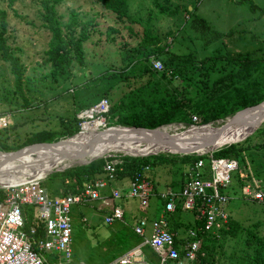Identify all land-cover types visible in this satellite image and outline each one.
Masks as SVG:
<instances>
[{
	"label": "rangeland",
	"instance_id": "1",
	"mask_svg": "<svg viewBox=\"0 0 264 264\" xmlns=\"http://www.w3.org/2000/svg\"><path fill=\"white\" fill-rule=\"evenodd\" d=\"M0 8L7 13V44L23 72L18 90L10 65L0 54V116L11 117L10 125L0 128L2 152L53 146L69 139L64 131L80 126L82 120L77 123L76 118L90 108L85 105L102 98L116 108L109 115L111 126L157 116L178 126V133L189 129L194 117L199 125L220 127L238 111L264 101V0H129L126 18L97 0H61L55 8L64 35L73 20L80 25L89 23L87 33L82 34V63L75 59L69 74H61L57 67V74L54 72L53 36L45 26L44 0H0ZM147 32L158 37V42L149 43ZM156 59L164 63L165 71L153 70ZM247 60L253 62L250 71L242 68ZM199 103L203 107L197 108ZM166 128L176 132L174 127ZM48 142L54 143L39 144ZM229 146L242 148L245 168L264 185V122L246 139L204 152L218 153ZM108 154L131 156L114 149ZM187 155L160 151L139 157L150 163L152 178L163 190L171 184L176 189L182 185L186 171L182 160ZM63 171L40 178L52 195L67 192L72 183L83 186L92 178L59 174ZM95 176L108 179L104 174ZM121 184L127 186L128 179L111 183L117 188ZM110 190L108 186L103 189ZM150 203L148 209H142L136 199H119L117 204L126 215L112 224L105 223L109 207L104 209L100 200L74 205L69 264L117 261L143 240L133 230L136 220L154 219L161 213L162 203L156 197ZM100 205L104 210H98ZM228 210V228L210 240L213 264H264V203L236 196ZM181 219L187 225L193 222V215L182 212Z\"/></svg>",
	"mask_w": 264,
	"mask_h": 264
},
{
	"label": "built area",
	"instance_id": "2",
	"mask_svg": "<svg viewBox=\"0 0 264 264\" xmlns=\"http://www.w3.org/2000/svg\"><path fill=\"white\" fill-rule=\"evenodd\" d=\"M153 70L165 71L164 63L154 60ZM86 111H90L91 116H86ZM110 112L109 100L102 98L77 116L82 122L76 134L83 133L88 122H98V131L118 127L111 126ZM10 123L9 115L0 116V128L8 127ZM198 125V118L194 117L189 129ZM166 126L174 127L175 131L178 129L171 124L158 128L178 133L171 132ZM148 153L144 155L158 152ZM204 154L187 164L179 189L171 184L157 191L149 176L152 166L146 164L135 171L127 191L112 192L111 210L104 218L107 224L125 218L124 208L115 204L119 199H136L142 209L150 207L153 197L162 203L158 217L140 218L134 224V232L143 238V244L129 250L112 264L140 262L143 246H148L158 257L157 264H212L206 245L228 228L230 202L238 196L264 203V185L249 174V167L245 168L238 158L217 157L214 153L202 156ZM130 155L137 157L136 154ZM104 157L107 158L104 175L110 180L115 179L124 156L108 154ZM42 179L0 186V264H69L73 254L72 209L76 204L101 199L107 183L101 176H94L78 192L52 195L42 185ZM182 212H191L193 222L181 231L175 229V223L181 221Z\"/></svg>",
	"mask_w": 264,
	"mask_h": 264
},
{
	"label": "bare ground",
	"instance_id": "3",
	"mask_svg": "<svg viewBox=\"0 0 264 264\" xmlns=\"http://www.w3.org/2000/svg\"><path fill=\"white\" fill-rule=\"evenodd\" d=\"M91 116L90 111L85 112ZM264 122V110L244 113L233 125L226 127L218 135L212 125L186 131L183 135L173 136L175 141L167 148L158 137L153 134H117L116 139L108 143L113 132L123 129L115 127L112 131L98 132L99 123L88 122L84 125L85 131L73 138H69L59 144L46 147H30L29 152L16 156L14 159H2L0 155V186H11L25 182L29 179H40L55 170H63L73 165L89 163L95 155L100 154L105 148L111 147L128 154H145L150 151L176 152H209L220 147L231 145L246 139L253 130ZM164 130V129H163ZM151 136L147 143L143 139ZM161 136V135H160ZM106 142V143H105ZM86 144V145H84ZM162 144V145H161ZM86 147V148H85ZM96 150L91 156H84V152ZM171 148V149H170ZM12 175L6 177V175Z\"/></svg>",
	"mask_w": 264,
	"mask_h": 264
},
{
	"label": "trees",
	"instance_id": "4",
	"mask_svg": "<svg viewBox=\"0 0 264 264\" xmlns=\"http://www.w3.org/2000/svg\"><path fill=\"white\" fill-rule=\"evenodd\" d=\"M61 0H44V21L45 26L52 32L53 36V42H52V61H54V72H56V67L62 74H69L71 66L73 64V61L75 59L80 60L82 63V56H81V49L83 47V39L82 34L87 33L88 30V24L87 25H80L76 20H73L70 22L71 30L69 33L64 35L62 32V29L60 27L59 21L57 20V14H56V8L55 4L59 3ZM104 6L107 10H110L117 14L120 18H126L129 17V0H97ZM252 10H256L257 7L252 4L251 6ZM262 12H264V8L261 9ZM0 16H1V31H0V54L1 59L5 62H7L12 70V73L14 77L16 78V84L18 90H21L22 85V77L23 72L21 68V63L17 56H15L10 49V46L7 44V38H6V31L8 27V21H7V13L5 10L0 8ZM80 25V30L77 32V27ZM84 37H86L84 35ZM146 39L149 43L155 44L158 42V37L151 35L150 32H147ZM76 51V54H72V51ZM178 58L179 57H175ZM180 60H182L180 58ZM188 59H185L187 61ZM248 62L246 64H243V69L246 71H250V69L253 66V62L247 60ZM264 89V86L262 87ZM260 99V97H258ZM256 99V98H255ZM261 100H258L257 102H260ZM256 104V103H255ZM93 104H86L85 107L89 108ZM197 108L203 107L202 104H197ZM173 111V110H172ZM175 111V110H174ZM116 112L115 106H111V112L110 114H114ZM169 112V111H168ZM140 120H137V122L132 121L129 122L126 126H137V127H146V128H157L159 126H162L164 124L169 123L168 120L162 119V117L157 116H141L139 117ZM76 121L80 122L78 118H76ZM119 124V123H115ZM79 131V126L76 124L72 128L67 129L64 131L65 134H68V136H72L76 134ZM242 148H238L237 146H229L220 152L216 153L214 152V155L217 157H236L240 160L241 164L245 167V160L243 158V155L241 153ZM206 156V154L202 155ZM201 156H191L187 155L185 160H182L183 163H185V167H187V164L198 160V158ZM107 158H110L107 156ZM106 157L97 158L95 160H92L88 166H78V167H72L69 169H65L63 172H60L59 174H65V175H84L85 177H94L96 174H104V165L105 161L107 159ZM167 161H173L175 160L166 158ZM146 164H150L149 162L143 161L139 156L137 157H124L123 163L119 165V169L117 172V177H133L135 171L142 168V166H145ZM153 168L150 170V174H152ZM154 181V179H153ZM78 183H72L67 186V192H78L82 189V185L78 186ZM231 221V220H230ZM225 231V230H224ZM207 249L209 250L210 246L209 244L206 245ZM211 258V256H210ZM211 263L213 264V259L211 258Z\"/></svg>",
	"mask_w": 264,
	"mask_h": 264
},
{
	"label": "water",
	"instance_id": "5",
	"mask_svg": "<svg viewBox=\"0 0 264 264\" xmlns=\"http://www.w3.org/2000/svg\"><path fill=\"white\" fill-rule=\"evenodd\" d=\"M261 110H264V101L260 102L259 104H256L254 106H250L248 108H245L243 110H240L238 111L234 116H232L231 118L227 119L226 122L220 126V127H212V129H216L217 131V134L219 135L222 130L226 127H229L230 125H233L235 123V121L238 120V118L240 116H242L244 113H247V112H251V111H261ZM208 125L210 124H200L198 126H196L195 128H190V129H187L183 132H180V133H169V132H166L164 130H161V128H146V127H137V126H118V127H123V129L119 130V131H116L113 132V136L109 138L108 140V143H111L113 142L115 139H116V136L117 134L119 135H123V134H139V135H142L144 133H149V134H153L154 137H158L160 138L162 141H160V143L164 144L165 146H167V148H169L170 146H172V142L175 141V138H173V136H178V135H183L186 131H191V130H194L196 128H203V127H207ZM116 129L115 127H110L108 128L107 130H103V131H98L99 133H102V132H105V131H112ZM78 134H74L73 136L71 137H68V138H73L75 136H77ZM161 135V136H160ZM151 136L148 135L147 138L143 139L142 142L144 143H147V141H151L150 138ZM152 139V138H151ZM51 143H54V142H48V143H39V144H44V145H49ZM106 143V142H105ZM39 144H35V145H39ZM161 144V145H162ZM86 145V144H84ZM86 148V147H85ZM171 149V148H170ZM97 148L95 150H89L87 152H84V156H91V154H94L96 152ZM111 150V147H108V148H105L104 150H102V152L100 154H97L95 155L93 158H91L89 160L92 161V160H95L97 158H101V157H104L106 155H108V152ZM30 151V148L29 147H26V148H23L21 150H18V151H8V152H2L0 151V155H2V159H14L16 156H21L23 153L25 152H29ZM171 152V151H169ZM173 153V152H171ZM191 153H198L199 152H193V151H186V152H176L174 154H181V155H187V154H191ZM203 153V152H202ZM147 154V153H145ZM149 154V153H148ZM150 154H154V152H151ZM137 156H139V154H136ZM141 155H144V154H141ZM64 170V169H63ZM63 170H55V171H63ZM32 180V179H30Z\"/></svg>",
	"mask_w": 264,
	"mask_h": 264
},
{
	"label": "crops",
	"instance_id": "6",
	"mask_svg": "<svg viewBox=\"0 0 264 264\" xmlns=\"http://www.w3.org/2000/svg\"><path fill=\"white\" fill-rule=\"evenodd\" d=\"M149 176H150V178H152V174H150L149 173ZM127 177V178H126ZM124 179H128V181H129V184L127 185V186H125L124 184H121V186H120V188H117V187H112V185H111V183L114 181V180H117V181H123ZM154 179V177L152 178V180ZM130 177H128V176H125V178L124 177H116V179H112V180H110V179H106L105 181L107 182L106 183V186H108V187H110V192L109 193H106V192H104L103 190H102V192H101V194H102V198L101 199H98V200H100V202H101V205H102V207L105 209V208H108L107 210H105V216H106V214L111 210V208H110V202H113V201H111L112 199H111V195H112V192L114 191V190H124V191H127L128 189H129V186H130ZM157 182V181H156ZM154 183H155V181H154ZM156 184V183H155ZM105 186V187H106ZM156 186H157V184H156ZM104 187V188H105ZM160 186L158 185L156 188H157V191H160L162 188H159ZM104 200L105 201H107V202H104ZM128 200V199H127ZM96 201V200H95ZM89 202H92V201H89ZM89 202H85L84 204H88ZM115 204H117V202H115ZM101 205L98 207V210H100V211H102V210H104V209H102L101 208ZM108 206V207H107ZM125 210V209H124ZM125 215H126V210H125ZM180 216H182V214H180ZM141 218H144V217H141ZM83 220H86V218H84ZM182 222L185 224V226H186V222L185 221H182V219H181V221L180 222H177V223H175V229H177V230H181L182 231V229L180 228L181 226H183V224H182ZM180 223H181V225H180ZM180 228V229H179ZM133 230H134V227H133ZM143 244V240L141 241V242H139V243H137L134 247H132L131 249H133V248H136V247H139V246H141ZM131 249H129V250H131ZM142 249H143V251H144V254L142 255V257H141V260H140V262H138V263H134V264H157L158 263V259H157V256L151 251V249L148 247V246H143L142 247ZM128 250V251H129ZM127 251V252H128ZM124 255V254H123ZM123 255H121L120 257H122ZM119 257V258H120Z\"/></svg>",
	"mask_w": 264,
	"mask_h": 264
}]
</instances>
